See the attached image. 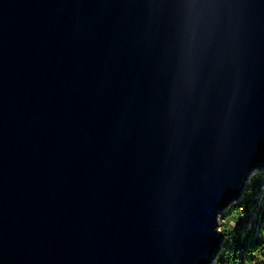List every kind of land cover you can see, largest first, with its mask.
<instances>
[{
  "label": "water",
  "instance_id": "1",
  "mask_svg": "<svg viewBox=\"0 0 264 264\" xmlns=\"http://www.w3.org/2000/svg\"><path fill=\"white\" fill-rule=\"evenodd\" d=\"M264 172V0H0V264H214Z\"/></svg>",
  "mask_w": 264,
  "mask_h": 264
},
{
  "label": "trees",
  "instance_id": "2",
  "mask_svg": "<svg viewBox=\"0 0 264 264\" xmlns=\"http://www.w3.org/2000/svg\"><path fill=\"white\" fill-rule=\"evenodd\" d=\"M264 188V174L249 179L242 197L223 216V221L239 224L241 215H254V225L249 232L225 234L221 252L214 264H260L264 262V200H256Z\"/></svg>",
  "mask_w": 264,
  "mask_h": 264
},
{
  "label": "rangeland",
  "instance_id": "3",
  "mask_svg": "<svg viewBox=\"0 0 264 264\" xmlns=\"http://www.w3.org/2000/svg\"><path fill=\"white\" fill-rule=\"evenodd\" d=\"M261 174H264V172L254 171L251 174L250 178L260 176ZM256 200L259 201V203H261L262 200H264V188L260 190ZM254 219L255 218L253 214H251L250 217L247 215H241L239 224L236 225L234 221L225 223V221H223V216H221V218L219 219V229L221 231H224L225 234H229V233L232 234L236 232L240 235H243L244 233L249 232L251 230V228L254 225ZM260 264H264V262H260Z\"/></svg>",
  "mask_w": 264,
  "mask_h": 264
}]
</instances>
